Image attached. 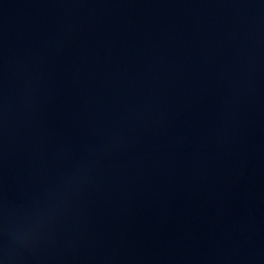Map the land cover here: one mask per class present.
Returning a JSON list of instances; mask_svg holds the SVG:
<instances>
[{"label": "water", "instance_id": "95a60500", "mask_svg": "<svg viewBox=\"0 0 264 264\" xmlns=\"http://www.w3.org/2000/svg\"><path fill=\"white\" fill-rule=\"evenodd\" d=\"M0 264H264V0H0Z\"/></svg>", "mask_w": 264, "mask_h": 264}]
</instances>
